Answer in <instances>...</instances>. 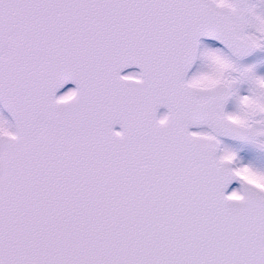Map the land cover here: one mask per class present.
Wrapping results in <instances>:
<instances>
[{"label": "snow or ice", "instance_id": "6c2138e0", "mask_svg": "<svg viewBox=\"0 0 264 264\" xmlns=\"http://www.w3.org/2000/svg\"><path fill=\"white\" fill-rule=\"evenodd\" d=\"M0 264H264V0H0Z\"/></svg>", "mask_w": 264, "mask_h": 264}]
</instances>
